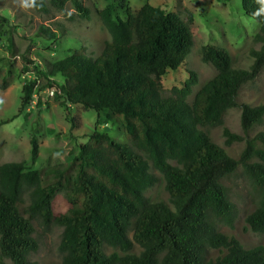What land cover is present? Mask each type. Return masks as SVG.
I'll return each instance as SVG.
<instances>
[{"label": "trees", "instance_id": "trees-1", "mask_svg": "<svg viewBox=\"0 0 264 264\" xmlns=\"http://www.w3.org/2000/svg\"><path fill=\"white\" fill-rule=\"evenodd\" d=\"M39 3L34 9L43 14L49 7L62 11L69 3L77 16L87 19L89 15L81 0ZM240 8L259 25L254 36L259 49L251 52L249 67L239 69L232 67L225 48L202 46V61L216 72L194 93L191 103L186 98L197 83L192 70L180 87H171L166 96L161 92L165 72L185 65L192 45L189 27L177 13L149 3L134 13L124 5L123 18L107 3L99 17L110 39L100 54L91 56L77 49L47 66L45 77L59 74L63 79L51 85L61 105H80L103 114L146 158L129 143L83 128L87 139L60 166L26 169L22 161L1 163L0 264H7L6 259L10 264H37L27 259L37 248L32 217L62 227L60 264H264L262 246L244 248L216 229L218 223L232 227L235 220V205L221 179L240 164L259 192L245 223L253 232L264 231V130L245 141L236 160L198 127L220 124L232 107L240 108L243 130L264 116V103L251 106L237 101L241 85L264 68V14L255 15L260 8L257 0H240ZM38 31L54 36L43 25ZM34 85L35 81L23 86L19 112L31 101ZM70 123L74 127L72 118ZM223 134L227 142L241 139L226 128ZM30 145L34 161V136ZM146 160L162 173L169 203L145 198L144 191L154 182ZM62 189L70 206L54 215L51 201ZM24 191L29 193L28 217L19 209ZM133 244L140 248L138 253L129 252ZM105 246L122 254H106ZM208 249L225 252L207 259Z\"/></svg>", "mask_w": 264, "mask_h": 264}, {"label": "rangeland", "instance_id": "rangeland-1", "mask_svg": "<svg viewBox=\"0 0 264 264\" xmlns=\"http://www.w3.org/2000/svg\"><path fill=\"white\" fill-rule=\"evenodd\" d=\"M89 9L88 18H81L67 3L62 11L49 7L46 14L34 8L23 10L17 0H0V164L22 161L26 169H39L60 166L66 163L77 151V145L87 139L83 128L105 132L119 142L131 144L133 150L142 155L130 143L116 126L103 114L85 110L80 105H61L54 95L52 82L62 83L59 74L45 77L47 66L65 55L80 49L91 56L100 54L110 35L99 17V11L107 3L115 6L114 14L124 17L123 6L132 13L143 4L149 3L166 11L177 13L186 21L192 45L186 56L185 65L176 70H168L161 77V92L168 95L171 87H180L192 70L197 83L192 87L186 100L191 103L194 93L216 72L215 68L201 59V48L206 44L225 48L230 56L233 68L247 69L252 62L251 52L258 50L260 44L254 36L258 32V23L246 16L240 8V0H81ZM43 25L54 36L47 37L39 33ZM5 81V86L2 84ZM35 81L31 101L19 112L23 86ZM239 103L256 106L264 103V68L260 69L253 80L243 83L237 96ZM68 114V115H67ZM71 118L75 121L71 126ZM207 137L226 153L238 160L245 148V141L254 138L264 130V116L247 130L240 124V108H229L222 121L214 126H198ZM226 128L230 133L241 137L240 140L227 142L223 134ZM36 138L37 155L31 160L30 139ZM258 146V142L255 141ZM251 161L256 158L252 157ZM148 171L154 176L153 184L144 191L149 202L169 203V194L164 187L161 172L155 169L149 160ZM229 201L236 208V217L232 227L216 224V229L236 238L244 248L260 245L264 249V231L253 232L246 223L245 216L258 202L259 192L244 174L240 164L221 179ZM29 193L24 191L20 197L19 209L28 217L26 211ZM70 206L65 189L57 192L51 201L54 215L65 212ZM33 238L37 242L35 251L27 259L37 264H60L62 254L58 249L62 227L51 222L44 225L39 217H32ZM132 224L127 235L131 237ZM140 248L133 244L129 252L138 253ZM106 254L116 252L117 248L105 246ZM224 249H208L206 258L223 254ZM10 264L9 260H5Z\"/></svg>", "mask_w": 264, "mask_h": 264}, {"label": "clouds", "instance_id": "clouds-1", "mask_svg": "<svg viewBox=\"0 0 264 264\" xmlns=\"http://www.w3.org/2000/svg\"><path fill=\"white\" fill-rule=\"evenodd\" d=\"M18 5L23 10L33 9L40 7L39 0H17ZM257 3L260 4V8L257 10L255 15L264 14V0H257Z\"/></svg>", "mask_w": 264, "mask_h": 264}]
</instances>
